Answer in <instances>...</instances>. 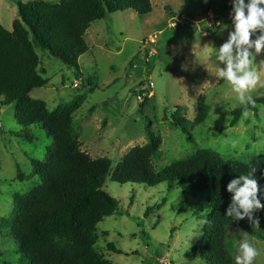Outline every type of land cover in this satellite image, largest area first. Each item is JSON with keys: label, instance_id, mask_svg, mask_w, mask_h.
I'll return each instance as SVG.
<instances>
[{"label": "rangeland", "instance_id": "obj_1", "mask_svg": "<svg viewBox=\"0 0 264 264\" xmlns=\"http://www.w3.org/2000/svg\"><path fill=\"white\" fill-rule=\"evenodd\" d=\"M28 1L31 0H0V23L11 30L18 3ZM224 1L151 0L152 11L147 15L127 9L91 22L84 35L89 49L78 59L79 74L35 44L48 82L34 88L30 97L44 101L50 112L74 106L73 126L81 149L92 158L108 157L112 168L131 147L146 142L147 122L152 123V131L162 140L152 158L156 173L201 150L247 163L264 154V106L259 105L248 117L243 115L234 127L216 130L226 126L230 110L241 105L231 86L214 74L212 47L219 48L233 30L232 3L222 6ZM208 13L219 20V26L209 25L212 20L205 18ZM180 17L188 18L189 23L171 27L170 23ZM153 35H157L159 51L151 59L152 67L145 73L142 67L132 69L129 62L142 41ZM254 64L260 82L249 94L264 97L261 54L255 55ZM149 74L153 85L142 106L135 94ZM198 98L205 101L207 116L201 124L194 125ZM176 106L191 129L192 141L169 123ZM21 129L15 106L0 105V264H27L11 236L13 218L18 213L14 197L39 183L31 160H44L52 144L51 137L37 124L29 126L33 141L23 135L18 137ZM103 188L117 201V210L96 225L95 248L104 260L111 264H204L191 247L201 238L208 212L197 211L186 185L176 183L168 188L166 182L154 186L120 184L108 176ZM241 231L245 232L238 227L227 230L225 246L233 264ZM249 236L260 251L255 264H264V240ZM107 243L122 253L109 250Z\"/></svg>", "mask_w": 264, "mask_h": 264}, {"label": "trees", "instance_id": "obj_2", "mask_svg": "<svg viewBox=\"0 0 264 264\" xmlns=\"http://www.w3.org/2000/svg\"><path fill=\"white\" fill-rule=\"evenodd\" d=\"M127 9L147 15L152 11L151 0H31L18 3L11 30L0 23V105L15 106V118L22 125L18 137L23 135L33 141L29 126L37 124L52 139L44 160H31L39 183L14 197L18 213L13 218L11 236L18 242L27 264H111L95 248L97 223L117 210V201L103 188L106 177L120 184L154 186L166 182L168 188L181 183L189 189L197 211L208 212L201 238L191 250L204 264H233L225 246L228 228H242L264 240V209L254 214L259 218V228L246 218L231 221L225 216L231 202L226 185L250 167H256L254 176L264 188V154L240 163L226 160L218 152L201 150L156 173L152 158L162 140L152 131V123L147 122L146 142L131 147L112 168L108 157L92 158L81 149L78 131L73 126L74 106L66 105L50 112L44 101L30 97L34 88L48 82L40 68L35 44L79 74L78 59L89 49L84 35L90 23ZM260 54L264 59V50ZM134 61L135 58L128 66ZM142 87L143 81L138 85L141 92ZM147 99L148 96L141 102L142 106ZM253 100L254 106L240 105L230 110L228 124L216 130L222 132L234 127L245 108L256 112L259 105L264 106L263 96H254ZM206 112L205 101L198 98L192 123L201 124ZM169 120L172 127L181 129L193 140L179 106L171 112ZM261 203L264 204V199ZM4 222L8 224L7 220ZM107 248L122 253L111 243H107Z\"/></svg>", "mask_w": 264, "mask_h": 264}, {"label": "clouds", "instance_id": "obj_3", "mask_svg": "<svg viewBox=\"0 0 264 264\" xmlns=\"http://www.w3.org/2000/svg\"><path fill=\"white\" fill-rule=\"evenodd\" d=\"M230 16L233 30L219 48L212 47L216 61L214 74L218 80L226 81L231 86L241 105L254 106L253 97L249 93L260 82L254 58L264 50V0H232ZM243 114L248 117L250 112L245 108ZM256 171V167H250L246 173L239 174L226 185V191L231 194V202L225 216L231 221L246 218L250 224L259 228V218L254 214L264 209L261 203L264 188L258 185L254 176ZM239 233L241 239L235 264H255L260 255L259 249L252 243L248 232Z\"/></svg>", "mask_w": 264, "mask_h": 264}, {"label": "built area", "instance_id": "obj_4", "mask_svg": "<svg viewBox=\"0 0 264 264\" xmlns=\"http://www.w3.org/2000/svg\"><path fill=\"white\" fill-rule=\"evenodd\" d=\"M232 3V0H227L226 5H230ZM210 12V11H209ZM212 14L208 13V16H206L205 18L209 17L211 18L212 21L209 22V25H214V26H219L220 22L218 19H215V17L212 15V17L210 16ZM204 18H202L203 20ZM189 19L186 17H180L178 18L177 22H171L170 26L171 27H175L178 25V23L180 24H188L189 23ZM158 44H157V35H153L151 37H148V39L142 41L141 43V47L138 50L136 56H135V60L134 62H132V69L133 68H137L138 67V63L142 64V69L145 72L146 70L150 69L151 66V59L154 55L157 54L158 52ZM143 87H142V91L138 89V92H136V98L142 102L144 100V98L146 96H149L151 93V88L153 83L150 80V74L147 76L146 79L143 78ZM166 264V263H165Z\"/></svg>", "mask_w": 264, "mask_h": 264}, {"label": "crops", "instance_id": "obj_5", "mask_svg": "<svg viewBox=\"0 0 264 264\" xmlns=\"http://www.w3.org/2000/svg\"><path fill=\"white\" fill-rule=\"evenodd\" d=\"M158 51H159V48H158ZM136 71V70H135ZM135 71H131V72H135ZM130 73V72H129ZM84 124V122L82 123V125Z\"/></svg>", "mask_w": 264, "mask_h": 264}]
</instances>
